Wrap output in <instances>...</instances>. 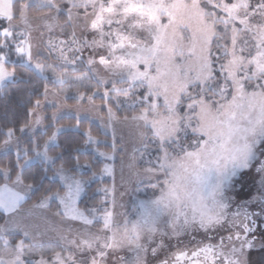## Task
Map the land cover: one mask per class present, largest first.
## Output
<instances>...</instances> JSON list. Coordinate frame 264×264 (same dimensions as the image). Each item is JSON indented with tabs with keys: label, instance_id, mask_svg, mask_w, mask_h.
I'll return each instance as SVG.
<instances>
[{
	"label": "snow or ice",
	"instance_id": "6c2138e0",
	"mask_svg": "<svg viewBox=\"0 0 264 264\" xmlns=\"http://www.w3.org/2000/svg\"><path fill=\"white\" fill-rule=\"evenodd\" d=\"M4 96L0 264H264V0H0Z\"/></svg>",
	"mask_w": 264,
	"mask_h": 264
},
{
	"label": "trees",
	"instance_id": "16d2710c",
	"mask_svg": "<svg viewBox=\"0 0 264 264\" xmlns=\"http://www.w3.org/2000/svg\"><path fill=\"white\" fill-rule=\"evenodd\" d=\"M10 87H17L16 85H11ZM10 108V109H14L15 111L22 113L23 109L19 107L18 105V101L13 99V100H9L8 97L4 96L2 98H0V115L3 114V112L5 111V108ZM106 183L108 181H105ZM33 199H35V197H33ZM31 202V201H30Z\"/></svg>",
	"mask_w": 264,
	"mask_h": 264
},
{
	"label": "rangeland",
	"instance_id": "374dc122",
	"mask_svg": "<svg viewBox=\"0 0 264 264\" xmlns=\"http://www.w3.org/2000/svg\"><path fill=\"white\" fill-rule=\"evenodd\" d=\"M48 111H51V109H48ZM142 192H143V194L151 195V190H150V188H144V189L142 190ZM141 198H143V195H142ZM125 199L127 200V197H126ZM0 223H3V213H0ZM173 243H175V241H174Z\"/></svg>",
	"mask_w": 264,
	"mask_h": 264
}]
</instances>
